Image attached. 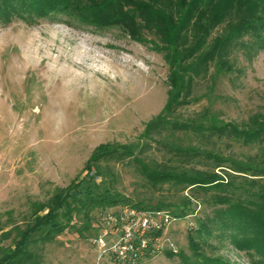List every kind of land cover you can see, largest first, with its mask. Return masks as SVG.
<instances>
[{
    "label": "rangeland",
    "instance_id": "obj_1",
    "mask_svg": "<svg viewBox=\"0 0 264 264\" xmlns=\"http://www.w3.org/2000/svg\"><path fill=\"white\" fill-rule=\"evenodd\" d=\"M251 40L244 35L231 49L230 72L217 73L210 64L206 77L195 80L192 100L177 110L178 119L204 110L240 127L252 114H264V50H254ZM167 73L162 52L132 40L118 25H86L65 14L31 25L18 19L0 24V250L41 213L40 204L55 189L78 175L95 146L136 141L165 101ZM171 138L238 160L264 159V144L256 142L205 139L192 132ZM143 158L166 160L167 154L152 145ZM102 164L107 173L96 181L125 201L159 205L157 210L169 215L186 209L157 234V242L146 245L139 264H183V257L198 261L187 235L210 212L207 198L201 193L188 198L187 190L167 184L151 186L129 160ZM119 207L79 213L72 226L38 245L39 264H109L107 257L98 258L92 238L100 216ZM205 242L200 247L207 257L252 264L227 238L210 236Z\"/></svg>",
    "mask_w": 264,
    "mask_h": 264
},
{
    "label": "trees",
    "instance_id": "obj_2",
    "mask_svg": "<svg viewBox=\"0 0 264 264\" xmlns=\"http://www.w3.org/2000/svg\"><path fill=\"white\" fill-rule=\"evenodd\" d=\"M58 14L96 27L118 25L132 40L147 41L162 52L168 67L166 98L159 112L143 124L135 142L95 146L78 175L55 189L40 204L41 213L1 248L0 264H39L38 245L63 233L79 213L85 215L94 207L159 209L141 201L127 202L96 181L107 173L102 163L123 160L133 163L151 186L187 190L188 198L201 193L212 206L187 235L199 260L189 262L183 257V264H230L201 251L210 236L227 238L252 264H264V159L238 160L171 138L176 132H192L205 139L229 136L244 144H264L263 113L252 114L240 127L204 110L197 117H176L177 110L191 102L194 82L206 77L210 64L217 73L232 70L229 54L242 36L251 35V47L264 50V0H0V24L18 19L31 25ZM152 145L167 154L166 160H144ZM185 211L171 215L182 217Z\"/></svg>",
    "mask_w": 264,
    "mask_h": 264
},
{
    "label": "built area",
    "instance_id": "obj_3",
    "mask_svg": "<svg viewBox=\"0 0 264 264\" xmlns=\"http://www.w3.org/2000/svg\"><path fill=\"white\" fill-rule=\"evenodd\" d=\"M172 220L174 217L163 210L120 205L100 216L92 244L97 247L98 258L107 257L109 264H139L146 245L151 240L157 242V234Z\"/></svg>",
    "mask_w": 264,
    "mask_h": 264
}]
</instances>
